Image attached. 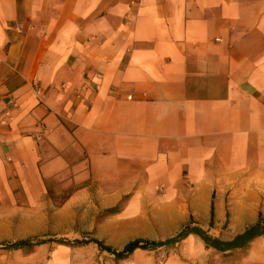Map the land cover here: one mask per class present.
I'll list each match as a JSON object with an SVG mask.
<instances>
[{
	"label": "crops",
	"instance_id": "1",
	"mask_svg": "<svg viewBox=\"0 0 264 264\" xmlns=\"http://www.w3.org/2000/svg\"><path fill=\"white\" fill-rule=\"evenodd\" d=\"M1 174L152 211L166 237L140 240L264 231V0H0ZM169 248L167 264H264V235Z\"/></svg>",
	"mask_w": 264,
	"mask_h": 264
},
{
	"label": "rangeland",
	"instance_id": "2",
	"mask_svg": "<svg viewBox=\"0 0 264 264\" xmlns=\"http://www.w3.org/2000/svg\"><path fill=\"white\" fill-rule=\"evenodd\" d=\"M30 182L31 179L0 175V244L22 240L56 242L23 250L0 249V264H167L173 248L138 250L127 259L119 260L92 243H57L96 239L121 251L137 239H164L166 236L149 225L152 211L148 212L146 220H140L137 214L127 221L128 218L121 219L101 209L97 195L81 196L72 205H66L71 197L68 193L77 188L71 177L60 182L65 186L63 194L56 192L60 188H50L44 194L27 193Z\"/></svg>",
	"mask_w": 264,
	"mask_h": 264
},
{
	"label": "trees",
	"instance_id": "3",
	"mask_svg": "<svg viewBox=\"0 0 264 264\" xmlns=\"http://www.w3.org/2000/svg\"><path fill=\"white\" fill-rule=\"evenodd\" d=\"M118 212V207L107 210L109 214H116ZM263 227L260 222L248 228L242 235L238 236L235 240L231 242H222L218 238H214L207 234V232L199 229V228H191L186 227L182 230L177 236L168 239L163 242H151L137 239L135 241L129 242L121 251L115 250L109 246H106L104 242L100 240H76L74 242H65L58 241L57 243L65 245V244H73V245H87V244H95L100 250L106 251L111 255L115 256L116 259L123 260L127 259L129 256L134 254L137 250H145V251H153L164 247H173L177 243L184 240L188 235L195 234L201 238V240L205 243L208 248L214 249L219 253H226L229 251H233L236 249L246 248L256 237L260 235H264V231L261 230ZM54 240H22L8 244H0V249L5 250H23L30 249L38 246L45 245L47 243H54Z\"/></svg>",
	"mask_w": 264,
	"mask_h": 264
}]
</instances>
